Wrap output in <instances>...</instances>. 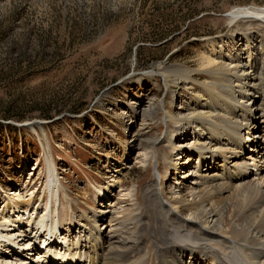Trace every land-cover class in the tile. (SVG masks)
Listing matches in <instances>:
<instances>
[{
  "label": "rangeland",
  "instance_id": "obj_1",
  "mask_svg": "<svg viewBox=\"0 0 264 264\" xmlns=\"http://www.w3.org/2000/svg\"><path fill=\"white\" fill-rule=\"evenodd\" d=\"M253 3L264 0H0V223L9 199L44 198L47 160L75 213L126 211L154 178L164 192L189 186L195 157L174 153L178 171L163 184L169 150L149 149L165 132L161 114L141 119L127 105L191 107L196 82L168 88L160 70H201V59L215 56L206 39L226 34L228 13ZM18 193L25 199L15 201Z\"/></svg>",
  "mask_w": 264,
  "mask_h": 264
},
{
  "label": "bare ground",
  "instance_id": "obj_2",
  "mask_svg": "<svg viewBox=\"0 0 264 264\" xmlns=\"http://www.w3.org/2000/svg\"><path fill=\"white\" fill-rule=\"evenodd\" d=\"M227 19L226 34L206 39L215 56L202 58L201 70L176 65L159 72L168 88L196 82L191 107L172 113L134 99L127 105L141 119L161 114L165 132L149 138V149L156 153L164 144L169 150L163 184L171 181L170 170L178 171L174 153L195 157L189 186L164 192L154 178L143 201L135 197L126 211L75 213L46 159V201L32 204V194L27 203H7L0 264H264V127L254 121L259 112L264 123V5L235 7ZM35 125L28 127L35 132ZM98 191L100 204L106 192ZM24 197L18 193L15 201Z\"/></svg>",
  "mask_w": 264,
  "mask_h": 264
},
{
  "label": "water",
  "instance_id": "obj_3",
  "mask_svg": "<svg viewBox=\"0 0 264 264\" xmlns=\"http://www.w3.org/2000/svg\"><path fill=\"white\" fill-rule=\"evenodd\" d=\"M36 123L42 125V123H40V122H36ZM20 127H27V125L26 124H22V125H20Z\"/></svg>",
  "mask_w": 264,
  "mask_h": 264
}]
</instances>
